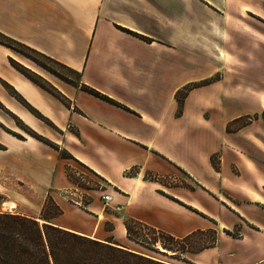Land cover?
<instances>
[{
	"label": "crops",
	"instance_id": "crops-1",
	"mask_svg": "<svg viewBox=\"0 0 264 264\" xmlns=\"http://www.w3.org/2000/svg\"><path fill=\"white\" fill-rule=\"evenodd\" d=\"M158 2L0 0L1 32L80 73L77 85L47 78L65 104L17 70L9 60L15 51L0 44V106L37 124L4 81L61 130L74 126L77 133L63 131L55 141L105 183L99 189L109 199L98 203L96 188L70 180L63 159L39 141L2 131L0 194L17 175L61 189L52 198L62 212L52 221L62 228L126 247L140 245L126 236L124 216L179 238L213 228L214 245L190 253L189 264H264V29L252 24L212 59L198 48L182 55L175 53L173 32L166 33L174 28L173 8H157L163 7ZM209 78L188 91L177 114L175 92ZM255 114L227 130L234 119ZM176 171L193 186L150 179L174 180ZM235 224L239 233H226Z\"/></svg>",
	"mask_w": 264,
	"mask_h": 264
},
{
	"label": "rangeland",
	"instance_id": "rangeland-1",
	"mask_svg": "<svg viewBox=\"0 0 264 264\" xmlns=\"http://www.w3.org/2000/svg\"><path fill=\"white\" fill-rule=\"evenodd\" d=\"M160 3H163V5H160L163 7L157 8H173V18L170 19H173L174 28L171 30L170 26H168L170 29L166 30V33L167 35L171 36L173 32L172 37L175 53L180 52L182 55L187 53L191 54L195 51H193V49L198 48L201 55L212 59L215 52H220V45H225V43L228 41L230 42V38H232L233 35L239 36L240 34H246L247 32L252 31V24L256 27L258 26L264 29V8L262 7V5H264V0H159L158 4ZM125 31L129 32L128 30ZM131 33L135 34V32L132 31ZM135 35L139 36L140 38L142 37V35L137 33ZM142 39H144V37H142ZM14 48L36 59L37 61L44 64V66H46L48 69L72 82H66V79V81L62 80L53 73L48 72L47 70L38 66L31 59L15 52L14 55L17 59H12L15 62V66L32 76L45 89L49 91H53V89L55 90V87H53L48 79L53 80V82L58 84H64L65 82L68 84L79 83V77L76 73L66 70L48 60H45L40 56L24 49L23 47L14 45ZM221 52L222 58L225 60L228 59L225 51L222 50ZM182 55H179V57H182ZM26 64L30 67H28ZM208 80H210V78L201 82H190L188 83L189 85H184L185 87L182 86L180 89H178L179 91L177 90L175 92L176 101L178 97L179 99L183 97L185 88H189V86L192 84L199 85ZM2 85L9 93L14 95L17 100L25 103L26 107L38 119L37 124H33L34 127H31L0 106V131L10 134L18 139H22L24 137L35 139L51 152H56L57 157L59 159H63V161L66 163L65 168L68 167L70 174L75 179H77L85 187L90 186L96 188L93 191H95L97 202L102 203V196L105 193L99 188H104L106 186L105 183L85 165L75 161L69 151L65 147L57 144L55 141V137H59V133L63 131L66 133H77L76 128L72 125H66L61 130L50 119L43 116L33 107L29 106L8 83L2 81ZM67 104L69 105L68 102ZM181 111L182 106L179 111L177 102V114H180ZM255 116L257 115L255 114ZM243 121L244 120L231 123V128L234 129L238 127ZM0 148H3L2 144H0ZM51 160L53 159L51 158ZM132 171L133 170H131V173ZM175 174L174 180L168 179L167 177L160 179L166 183L170 181H177L178 183H183L189 187L193 186V183L182 172L176 171ZM146 176L150 177V174H146ZM6 185L8 186V189H4V192L0 194L1 210L8 209L9 204L13 203L12 209L14 210L31 215H37L40 211L41 205L48 196L52 198V195H54L55 197L60 198L57 196L56 192L61 191V189L45 187L44 185L37 184L35 181L26 182L17 175H14L13 181H8ZM86 200L87 197L81 195L80 202H86ZM82 205L83 203H81V206ZM104 209L108 212L115 213L116 215H121L119 210L109 205H104ZM103 227L105 229H109L111 228V223L105 221ZM239 230L240 226L235 224L232 229L228 230L226 233L237 235ZM212 237L213 235L211 232L196 234L188 240V245L189 247H192L193 250H197L200 249L202 244L209 242ZM126 245L134 250L149 254L170 264H189L190 261L188 256H191L190 253H194L193 251H186L185 253L180 254L182 255L181 258L175 259L169 255L172 254L171 251L168 252L165 248H162L159 245V250L162 252L147 250L134 244L133 242H127ZM163 252L167 253L164 254Z\"/></svg>",
	"mask_w": 264,
	"mask_h": 264
},
{
	"label": "trees",
	"instance_id": "trees-1",
	"mask_svg": "<svg viewBox=\"0 0 264 264\" xmlns=\"http://www.w3.org/2000/svg\"><path fill=\"white\" fill-rule=\"evenodd\" d=\"M0 44L5 45L20 55L31 59L37 65L53 73L62 80H67L66 82L72 83L68 79L48 69L41 62L14 48V45L23 47L45 60L76 73L80 81L79 72L1 31ZM9 60L17 70H19L32 82L44 88L32 76L15 66V62L11 58ZM208 81L203 83L205 84ZM195 86L197 85L192 84L189 88H185L183 97L180 99L179 97L177 98L179 111L181 109L183 99L187 95L188 91ZM80 87L88 93L116 104V102L112 99L85 84H80ZM50 92L61 99L63 103L67 104L65 98L56 90L53 89V91ZM260 116L264 120V111L261 112ZM253 117L255 118L256 116L239 117L234 119L231 123L244 120L241 123V125H244ZM231 123L227 125V130L232 129ZM65 172L67 177L74 183L78 186L85 187L70 174L68 167L65 168ZM145 177L147 178L146 175ZM160 178L161 177L155 176L150 179L163 182ZM86 188L94 187L86 186ZM61 212V208L49 196L41 205L40 211L37 215H31L17 210L9 211L0 209V264H170L149 254L136 252L125 245L111 240L110 238L101 240L57 226L53 223L52 219L61 214ZM123 224L125 226L126 236L135 243L147 250L154 251H160L158 247L159 245L167 251H171L172 254L169 255L177 259L181 258L180 254L186 251L196 252L202 248L214 245L217 237L216 231L213 228L196 230L181 238L174 237L163 230L151 227L130 216L123 217ZM203 232H211L213 235L212 239L206 244H202L200 249L193 250L192 247H189L188 240L192 236ZM163 253L166 254L167 252Z\"/></svg>",
	"mask_w": 264,
	"mask_h": 264
},
{
	"label": "built area",
	"instance_id": "built-area-1",
	"mask_svg": "<svg viewBox=\"0 0 264 264\" xmlns=\"http://www.w3.org/2000/svg\"><path fill=\"white\" fill-rule=\"evenodd\" d=\"M102 198H103L104 201H107V200L109 199V195L104 194V195L102 196Z\"/></svg>",
	"mask_w": 264,
	"mask_h": 264
},
{
	"label": "bare ground",
	"instance_id": "bare-ground-1",
	"mask_svg": "<svg viewBox=\"0 0 264 264\" xmlns=\"http://www.w3.org/2000/svg\"><path fill=\"white\" fill-rule=\"evenodd\" d=\"M9 205L12 207V206H13V203H10ZM168 252H169V251H168Z\"/></svg>",
	"mask_w": 264,
	"mask_h": 264
}]
</instances>
